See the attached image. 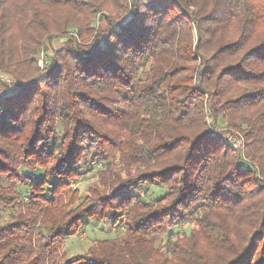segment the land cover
I'll return each instance as SVG.
<instances>
[{"label":"trees","instance_id":"16d2710c","mask_svg":"<svg viewBox=\"0 0 264 264\" xmlns=\"http://www.w3.org/2000/svg\"><path fill=\"white\" fill-rule=\"evenodd\" d=\"M1 73L0 264H264V0H0ZM117 153L136 178L108 166ZM97 165L82 197L71 185ZM95 203L121 235L66 257Z\"/></svg>","mask_w":264,"mask_h":264},{"label":"rangeland","instance_id":"374dc122","mask_svg":"<svg viewBox=\"0 0 264 264\" xmlns=\"http://www.w3.org/2000/svg\"><path fill=\"white\" fill-rule=\"evenodd\" d=\"M131 2L132 0H128L129 4ZM190 10L192 11V9ZM98 20L102 25L103 20H101L100 17H98ZM65 40L66 38L63 37H55L51 40L45 41V44L42 46V48H40V50L36 52V54L33 56V59L34 61H36V64L38 65L39 72L49 67V64L53 58L54 51L64 46ZM181 64L182 63H180V65ZM185 66L188 67L190 65L185 64ZM200 67L201 65L199 62L194 64V70L190 73V77H192L193 82L196 73L200 70ZM11 83H12V77L7 75L6 73L0 74V96L9 93L8 87H10ZM205 100H207V95H205ZM205 121L207 126H209V128L213 132L219 133L223 137L225 142L232 149L238 150L240 152L241 159L244 162L246 163L250 162L249 158L246 156L245 138L242 132L232 127H228L225 123L222 122L221 123L219 122L217 124H212L211 117L208 115V113L205 114ZM61 125H62L61 121H57V126L60 128V130H61ZM110 165L114 169V172L120 173V177L122 179L129 178L132 180L136 178L139 172L138 170H136L135 167H129L126 170V167H124L120 161L119 153L114 155L112 161L108 163V166ZM85 166H86V162H85ZM105 169H106L105 167H102L101 165H97L96 169L87 172L86 168H84L83 175L80 177L79 180L75 181L71 186L74 189H76L81 194L82 197L87 198L90 196L89 190L94 191L93 189L95 187H99L98 185H99L100 172ZM21 170L27 174L32 173L27 169H21ZM141 170H143V168H141ZM33 173L35 175H41V171H36ZM145 187L146 185H142L140 192L146 190L148 194L151 193V195H153L154 192L156 196H159L162 195L165 191L164 189H153L147 187L145 189ZM99 212H100V207L99 204L97 203L91 204L88 207V215H86V220L88 222V225L86 226L84 232H80L78 235L71 236L66 241V244L64 246V252L66 257L85 254L88 248L97 240L119 238V236L121 235V229L117 227L113 228L109 220H101ZM8 215H9L8 212L0 211V224L4 223L8 219ZM192 229H195L194 223H191L189 225L174 227L172 229V232H177L179 234L178 235L179 237L180 235L188 236ZM166 238L167 236L157 238L156 245L157 246L161 245L163 242H165ZM257 256H258V250L254 252V255L251 260L252 264L256 261Z\"/></svg>","mask_w":264,"mask_h":264}]
</instances>
